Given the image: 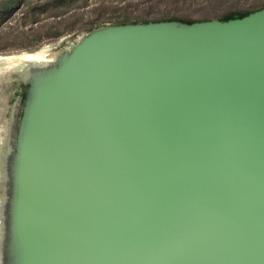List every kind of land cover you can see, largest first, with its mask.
Segmentation results:
<instances>
[{
    "label": "water",
    "instance_id": "95a60500",
    "mask_svg": "<svg viewBox=\"0 0 264 264\" xmlns=\"http://www.w3.org/2000/svg\"><path fill=\"white\" fill-rule=\"evenodd\" d=\"M67 54L24 116L20 264H264V8Z\"/></svg>",
    "mask_w": 264,
    "mask_h": 264
},
{
    "label": "rangeland",
    "instance_id": "374dc122",
    "mask_svg": "<svg viewBox=\"0 0 264 264\" xmlns=\"http://www.w3.org/2000/svg\"><path fill=\"white\" fill-rule=\"evenodd\" d=\"M263 7L264 0H0V56L44 48L68 53L94 28L122 22L220 21ZM40 69L0 64V264H20L23 255L14 228L17 176L24 116L42 83Z\"/></svg>",
    "mask_w": 264,
    "mask_h": 264
},
{
    "label": "bare ground",
    "instance_id": "6f19581e",
    "mask_svg": "<svg viewBox=\"0 0 264 264\" xmlns=\"http://www.w3.org/2000/svg\"><path fill=\"white\" fill-rule=\"evenodd\" d=\"M67 51L48 53V49H40L35 52H26L13 55L0 56V64L15 65L26 63H37L42 66L37 74L38 80H43L49 77L56 67H61L67 61Z\"/></svg>",
    "mask_w": 264,
    "mask_h": 264
},
{
    "label": "trees",
    "instance_id": "16d2710c",
    "mask_svg": "<svg viewBox=\"0 0 264 264\" xmlns=\"http://www.w3.org/2000/svg\"><path fill=\"white\" fill-rule=\"evenodd\" d=\"M263 8H260V9H257V10H251V11L238 12V13H235V14H231V15H228L227 17H225L223 20H220V21H228V20L240 19V18H243V17H245V16H247V15H249V14L255 12V11L261 10ZM211 20H213V19H203V20H199V21L189 20V21H183V22H180V23H183V24H186V25H190V24L197 23V22H206V21H211ZM171 21L177 22V20L175 18H170V19L160 18V19H157V20H154V21L153 20H143V21H141V23L147 24V23L171 22ZM134 23H136V22H134ZM126 24H130V23L129 22L118 23V25H126ZM32 52H35V51H32Z\"/></svg>",
    "mask_w": 264,
    "mask_h": 264
}]
</instances>
